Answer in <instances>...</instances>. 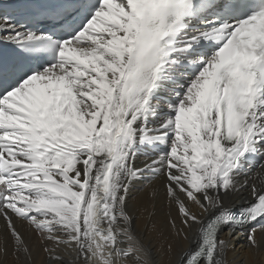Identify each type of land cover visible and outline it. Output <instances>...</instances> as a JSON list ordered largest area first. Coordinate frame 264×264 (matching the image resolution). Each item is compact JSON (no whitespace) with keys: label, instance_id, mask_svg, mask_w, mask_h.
<instances>
[{"label":"snow or ice","instance_id":"snow-or-ice-1","mask_svg":"<svg viewBox=\"0 0 264 264\" xmlns=\"http://www.w3.org/2000/svg\"><path fill=\"white\" fill-rule=\"evenodd\" d=\"M146 190L167 264L259 247L264 0H0V256L30 264L26 223L54 264H162Z\"/></svg>","mask_w":264,"mask_h":264},{"label":"bare ground","instance_id":"bare-ground-1","mask_svg":"<svg viewBox=\"0 0 264 264\" xmlns=\"http://www.w3.org/2000/svg\"><path fill=\"white\" fill-rule=\"evenodd\" d=\"M169 211L170 208L165 200L155 202V207H153V201L149 198L146 190L141 194L134 212L136 219L133 222V228L145 244L151 248L155 259L162 264H167L170 258L167 248L172 237L166 226V217ZM26 229L30 236L27 235L25 238L33 249V260L30 264H54L47 254L40 251L39 238L33 236L27 227ZM229 234L227 228L221 232V237L228 241L224 257L226 264H264V232L257 231L259 247H253L248 243L247 229L238 228L236 236ZM0 259L3 260V264H25L23 256L17 260L11 252L6 257L0 256Z\"/></svg>","mask_w":264,"mask_h":264},{"label":"rangeland","instance_id":"rangeland-1","mask_svg":"<svg viewBox=\"0 0 264 264\" xmlns=\"http://www.w3.org/2000/svg\"><path fill=\"white\" fill-rule=\"evenodd\" d=\"M0 223H1V224H0V230H2V229H3V224H2V222H0ZM18 227H21V228H22L21 231H23V232L25 233V237H26L27 235L30 236V234H29V232L27 231L26 227L28 228V230H29L30 232H32V230L29 228V226H28L27 224H25V225H19V224H18ZM224 230H226V229H224ZM224 230H223V231H224ZM237 231H238V229L232 231L229 235L236 236ZM32 246H34V245L32 244ZM34 247H35V246H34Z\"/></svg>","mask_w":264,"mask_h":264}]
</instances>
